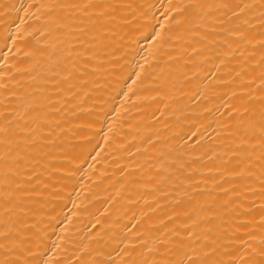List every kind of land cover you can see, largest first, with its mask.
Masks as SVG:
<instances>
[{
	"label": "bare ground",
	"instance_id": "bare-ground-1",
	"mask_svg": "<svg viewBox=\"0 0 264 264\" xmlns=\"http://www.w3.org/2000/svg\"><path fill=\"white\" fill-rule=\"evenodd\" d=\"M0 264H264V0H0Z\"/></svg>",
	"mask_w": 264,
	"mask_h": 264
}]
</instances>
